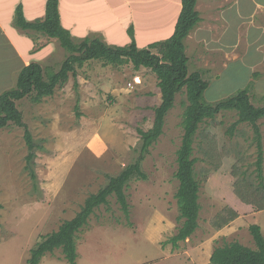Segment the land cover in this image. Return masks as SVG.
Segmentation results:
<instances>
[{
  "label": "rangeland",
  "instance_id": "1",
  "mask_svg": "<svg viewBox=\"0 0 264 264\" xmlns=\"http://www.w3.org/2000/svg\"><path fill=\"white\" fill-rule=\"evenodd\" d=\"M18 1L0 0V93L14 86L18 71L29 62L38 59L45 74L56 72L68 55L57 39L13 25V4ZM40 1L27 0L28 7ZM178 1L88 0L86 9L90 6L91 10L82 15L77 25L81 30L73 38L90 36L123 45L130 42L127 30L131 28L138 47H147L173 33ZM62 2V22L67 27L73 14L68 11L69 1ZM74 2L76 12L84 11L80 8L83 0ZM199 2L202 19L211 22L206 0ZM253 7L252 0H241L246 19L257 23ZM229 12L231 18L236 17ZM99 24L104 28H98ZM198 25L184 44L188 72L199 71L208 81L204 100L213 103L248 87L251 102L264 105V39L257 47V27L247 20L245 38L238 44L233 25L222 34L221 29L205 31L201 26L198 30ZM88 27L99 32H90ZM14 30L25 37L19 39ZM157 83L149 68L136 70L131 63L103 66L91 59L75 75L70 72L51 96L39 102L29 97L16 101L40 147L35 148L32 160L33 179L25 168L24 129L14 124L0 129V264H27L30 249L41 236L72 218L85 198L106 184L107 175L133 161L139 144L137 129L152 125L153 108L161 100ZM185 103L182 90L165 116L162 134L142 161L147 179L128 182V215L111 195L108 204L95 208L76 233L75 264H206L214 247L225 242L254 248L249 232L253 223L264 236V208L258 209L264 205V119L257 121L263 150L259 179L252 126L240 123L230 133L237 114L224 110L205 119L194 138L192 156L200 184L198 228L176 247L171 243L182 223L174 173ZM76 105L80 116H76ZM38 264L68 262L55 249Z\"/></svg>",
  "mask_w": 264,
  "mask_h": 264
},
{
  "label": "trees",
  "instance_id": "2",
  "mask_svg": "<svg viewBox=\"0 0 264 264\" xmlns=\"http://www.w3.org/2000/svg\"><path fill=\"white\" fill-rule=\"evenodd\" d=\"M196 2L197 0H180V11L173 33L167 39L151 42L144 48L138 47L131 28L127 30L131 36L130 42L123 45L110 44L90 36L75 40L71 31L61 24L59 0H45L43 17L33 20L24 17L21 3L15 6L13 25L16 28L40 32L55 38L61 47L68 51L67 57L56 72L49 71L44 74L40 63L29 62L18 71L14 86L0 93V129L9 124L24 129L23 136L28 148L25 168L31 178H35L32 166L35 148L40 146L35 143L27 123L23 121V114L16 104L17 100L29 97L33 102H39L42 98L51 96L57 85L66 82L70 72L75 75L76 69L81 68L91 59L101 61L103 66L131 63L136 70L140 67L149 68L158 79L161 98L160 103L153 108L152 125L147 129H137L139 144L135 149L136 155L133 161L127 163L118 173L107 175L106 184L97 192L89 194L72 218L63 220L57 230L41 236V239L30 249L27 264H38L43 255L55 249H60L68 264H75L76 233L87 223L88 217L95 208L108 204V197L111 195L115 197L123 213L128 215L129 204L125 188L132 179H147L142 169V161L162 134L165 116L173 107L176 94L182 90L186 95V103L182 112L183 133L176 151L177 168L174 173L178 181L175 198L182 223L177 233L170 239L173 246L176 247L178 241L188 238L198 225L200 184L195 176L196 159L192 156V152L195 134L205 119L214 118L220 111L234 110L237 119L231 124L230 133L240 123H248L252 126L257 148L255 161L257 177L262 179L263 150L257 121L264 119V105H255L251 102L248 87L216 102H206L203 92L208 87V81L203 79L199 71L188 72L184 39L200 21ZM75 108L76 116H80L78 106L76 105ZM263 208L264 205L258 206V209ZM249 232L255 244L254 248L238 241L225 242L214 247L206 264H264V236L261 227L253 223L249 225Z\"/></svg>",
  "mask_w": 264,
  "mask_h": 264
},
{
  "label": "crops",
  "instance_id": "3",
  "mask_svg": "<svg viewBox=\"0 0 264 264\" xmlns=\"http://www.w3.org/2000/svg\"><path fill=\"white\" fill-rule=\"evenodd\" d=\"M63 0H59V10H60V16H61V24L63 25V16H65V13L62 10V6H63ZM68 11L69 13L72 12L73 17L69 20V26L65 27L68 28L72 35L77 33L81 30L79 28H77V25H79L81 22L80 20L83 18L82 15L83 14H87L89 13V11L91 10V7L89 6V10L86 9V6L88 5V0H83V5H81V9L84 11H80L79 13L76 12V4H75V0H68ZM78 2H80L81 0H77ZM200 1V0H199ZM197 0L196 2V9L199 12V15L201 14L200 9H199V2ZM254 3V7L256 12H257V23H254L251 19L247 18L244 14V11L242 13V8H241V0H206V2L204 3L205 7H207L206 10V15H208V17L210 18V21H204L203 15H200L201 20L199 21V25L197 26L196 29H200L201 26L202 28H205V31L208 30H213L215 31L216 29H221L220 32L222 33H227V31H229L231 28V25L234 26L235 28V32H236V40L237 43L239 44L240 40H244V31H245V27L247 24V20H250V22L253 23V25L255 27H257V47L262 46L261 44L263 43V39H264V0H252ZM21 3L22 7H23V14L24 17L27 20H31L30 18L36 17V18H40L43 17L44 15V5H45V0H41L39 3H37L35 6H31L30 8L28 7L27 4V0H20L18 2L15 3V5L13 4V7L15 8V6ZM81 4V2H80ZM79 4V6H80ZM198 4V5H197ZM178 5L180 6V0L178 1ZM230 9L235 12V16H233L234 18H231L230 16ZM30 10V11H28ZM180 11V8H179ZM13 12V8L11 9V11L9 12L10 14H12ZM81 15V16H79ZM68 16V15H67ZM70 16V15H69ZM35 19V18H34ZM33 20V19H32ZM205 23V27L204 25H202V23ZM101 24L98 25V28L103 29L104 27L100 26ZM95 26V25H94ZM90 28V32H99L98 29H94L92 27H88ZM14 32H16L15 36L18 37L19 39H22L25 36L20 35L17 31L14 30ZM5 33V32H4ZM18 34V35H17ZM6 36H8L5 33ZM85 37V36H84ZM53 39V38H51ZM15 44V43H13ZM118 44V43H117ZM16 45V44H15ZM121 45V44H120ZM260 45V46H259ZM43 48H47V46H44ZM43 50V49H42ZM42 50L40 52H42ZM36 62L40 63L38 61V59L36 60ZM232 221V220H231ZM230 221V222H231ZM227 225V224H226ZM225 225V226H226ZM198 228V227H197Z\"/></svg>",
  "mask_w": 264,
  "mask_h": 264
}]
</instances>
